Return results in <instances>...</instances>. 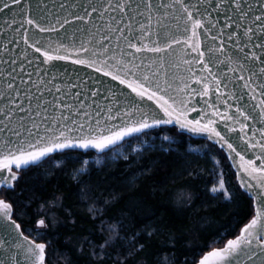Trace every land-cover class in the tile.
<instances>
[{
	"label": "snow or ice",
	"instance_id": "1",
	"mask_svg": "<svg viewBox=\"0 0 264 264\" xmlns=\"http://www.w3.org/2000/svg\"><path fill=\"white\" fill-rule=\"evenodd\" d=\"M0 36V264L57 256L49 229L66 197L22 204L27 173L76 161L74 177L84 176L129 138L154 131L172 142L173 128L211 142L214 198L233 201L231 177L248 201L230 233L189 249L183 264H264V0H0ZM57 62L77 66L75 82ZM78 183L94 228L72 238L63 264H181L174 221L140 220L138 204L111 215ZM188 187L166 195L187 203Z\"/></svg>",
	"mask_w": 264,
	"mask_h": 264
},
{
	"label": "trees",
	"instance_id": "2",
	"mask_svg": "<svg viewBox=\"0 0 264 264\" xmlns=\"http://www.w3.org/2000/svg\"><path fill=\"white\" fill-rule=\"evenodd\" d=\"M170 133L180 136L183 143L169 151L149 148L141 155L121 158L108 167L93 166L84 176L74 177L75 164L72 161L65 164L63 171L55 169L54 165L46 167V162L25 175L20 184V188L25 189L20 196L22 204L28 203L33 196L66 197L62 201L64 207L57 210L49 229L51 249L57 254L52 258L53 264H63L57 257L73 246L74 236L87 234L94 228L88 211L91 201H82L77 194L83 187L79 180H83L102 200L107 201L111 215L120 216L126 207L138 204L135 216L140 220L155 214L158 219L174 221L181 231H172L169 236L180 235L182 239L171 255L178 257L181 264L189 249L197 248L198 254V247L207 240L232 231L236 223L235 215L243 216L247 212V198L238 193L236 182L231 177L233 201L214 198L205 187V182L212 179L211 163L202 155L188 152L185 134H179L175 128ZM193 170L198 176L188 174ZM228 171L225 162V172ZM180 184L189 185L185 191L191 195V201L182 204L167 197L166 190ZM34 207L27 210L33 211ZM20 210L25 211L23 208ZM123 215L128 214L125 212ZM80 264H90V261L82 256Z\"/></svg>",
	"mask_w": 264,
	"mask_h": 264
},
{
	"label": "rangeland",
	"instance_id": "3",
	"mask_svg": "<svg viewBox=\"0 0 264 264\" xmlns=\"http://www.w3.org/2000/svg\"><path fill=\"white\" fill-rule=\"evenodd\" d=\"M164 134L165 133H160L158 137L156 132L150 131L148 136H140L138 140L131 138L127 142H125L122 147H119L118 149H116L115 152L109 153L107 156H101L98 160L96 159L90 160L89 169L87 172H89L93 166L98 167V168L108 167L121 158H124V157L129 158L132 155H137V156L141 155L145 153L149 148L154 150V149H157L158 147L160 150L169 151L171 150V148L174 149L176 146L183 143V139L180 136H178L177 134H171L170 132L166 134L172 137V142H164L160 138ZM186 141H187L189 153H193V155H202L205 159L208 160V158L204 156L203 153L207 150L205 146L211 144L210 141L205 140V139H193L190 136L186 137ZM133 148H141V151L134 152L132 150ZM116 152H118L119 155H116ZM72 162L75 164L74 170L80 167V163L76 161H72ZM222 165L225 170V162H222ZM49 166H53V164L47 163L46 167H49ZM212 169H213V165L211 163L210 176L214 180L215 178L214 176H212ZM211 195L213 196V194ZM219 198L223 199V197H219Z\"/></svg>",
	"mask_w": 264,
	"mask_h": 264
},
{
	"label": "water",
	"instance_id": "4",
	"mask_svg": "<svg viewBox=\"0 0 264 264\" xmlns=\"http://www.w3.org/2000/svg\"><path fill=\"white\" fill-rule=\"evenodd\" d=\"M48 3L49 4H51L52 3V0H48ZM4 42V38H3V36H0V44H2ZM9 47H14L13 45H9ZM58 64H60V65H63L64 67H67V69H68V72L66 73V76H70L71 78H72V80L75 82V80H76V75H77V72H76V69H77V66H75V65H71V64H66V65H64V62H57ZM4 65H0V70H3L4 69ZM29 70H31V69H29ZM88 71H90V70H81L80 72H79V75H80V77H82V78H84V79H87V77H86V73L88 72ZM35 78V77H34ZM0 90H2V86H0ZM49 98H51V97H49ZM245 100H248V98H247V96H245ZM99 103H101V104H103V103H105L103 100H100V101H98ZM86 104H90V103H92V101H91V99H89L88 101H86L85 102ZM241 103H243V101L241 102ZM249 103H251V101H249ZM94 107V106H93ZM194 115V114H193ZM258 126V125H257ZM169 127H172V126H169ZM178 130V132L179 133H182V134H185V135H187V136H190L191 138H193V139H205V140H207L206 138H204V137H202V136H197V135H194V134H192V133H189V132H187V131H183V132H181V130H179V129H177ZM129 139H131V138H129Z\"/></svg>",
	"mask_w": 264,
	"mask_h": 264
}]
</instances>
